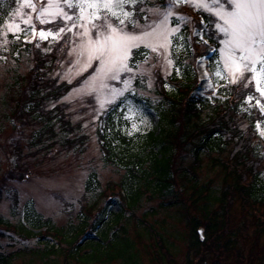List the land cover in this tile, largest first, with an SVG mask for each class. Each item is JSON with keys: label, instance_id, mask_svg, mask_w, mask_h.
<instances>
[{"label": "rangeland", "instance_id": "obj_1", "mask_svg": "<svg viewBox=\"0 0 264 264\" xmlns=\"http://www.w3.org/2000/svg\"><path fill=\"white\" fill-rule=\"evenodd\" d=\"M9 1L0 0V9L3 10L5 7L6 10L5 14L0 12V217L15 224L29 210L31 215H35L41 221L49 220L53 228L65 231L76 227L80 219L84 217L86 231L90 233L89 227L97 220L100 210L106 208L111 213H118L121 209V202L117 197L109 203L107 196L102 193L108 184L120 181L124 174V170L105 160L100 149L98 133L107 127L103 120L105 112L118 106L117 113L111 114V119L118 124L116 117L122 114L126 121L121 132H127L129 136L154 129L157 125V115L147 102L153 103L158 100L155 93L156 82L159 78L163 82L173 73L178 74L176 69L180 68V64L193 66L198 77L196 93L208 99L221 98L226 90L237 84L215 77V64L219 58L218 42H215L217 45L215 54L206 56L199 49V41L203 42L201 37L193 35V21L200 23L202 15L206 17L208 14L203 10H195L188 4H180L174 8V12L184 13L190 17L180 32V35L185 37V41L182 42L179 36H174L173 43L168 48L160 45L159 51H153L152 48L143 44L139 49H133L135 55L130 63L133 71L121 72V80L106 81L110 86L123 88V79L132 77L128 89L113 100L110 97L106 98L103 91L88 87L87 82L95 72L98 62L93 61L92 66L87 68H83V60L74 63L77 55L73 50L71 33H64L60 40H54L52 37L41 39L38 34L31 33L27 37L20 35L19 39H14L13 34L8 33L5 39L3 35L5 21L10 18V13L18 7L19 3V0H12L11 6H8ZM158 6V0H147L148 8ZM145 15L148 19L145 20L143 16L139 18L137 31L142 30L145 24L151 26L153 21L161 19L154 12L146 11ZM51 26L36 21L37 29H46ZM131 27L129 25L130 29ZM63 43L65 48L62 59L57 65H49L47 75L57 83L68 86L58 102L65 106V112L70 116L74 131L69 134L62 133L55 127L57 135L54 138L52 135L47 136L48 139H44L41 144L36 142L34 145L31 137L38 127L16 126L13 129L4 121V114L7 112L6 104L10 101L8 87L14 76H28L35 65L34 54L39 57H51L54 51L64 45ZM181 43H184V47L179 48L178 45ZM169 59L173 61V64L168 63ZM145 60H147L146 63ZM210 82L212 87H208ZM247 95L241 96V99H244V110L253 113V119L257 120L255 130L264 153V113L260 112L255 100L251 102L246 100ZM5 97L8 100L7 103ZM101 99H106L104 107H101ZM52 105L56 103L49 102V108H52ZM129 108L135 110L132 118H128ZM142 120L145 122L141 123ZM133 123L136 124L135 128L132 127ZM65 135L75 141L72 146L61 145L62 137ZM177 161L179 166L184 167L189 165L192 159L189 154L181 152L178 154ZM196 175L200 183H208L214 188L221 184V172L211 168L206 158L202 160ZM92 178H95L92 185L95 182L97 189L92 193H86L87 182L93 180ZM94 201H96V207L87 209V206ZM245 215L242 213L238 200L230 204L226 233L237 235V242L236 249L228 255L213 247L210 242L212 236L208 234H203V237L205 236L209 241L201 249L197 252L190 249L191 231L188 223L190 218L199 217L195 204L187 198V194L175 188L172 194L168 193L163 197L151 198L146 194L134 215L129 217L125 215L122 221L131 223L128 230L132 235L133 224L138 222L139 218L145 219L151 224L156 234L164 239L169 248L170 262L162 263L155 252L158 250L163 253V248H158L157 245L152 247L156 244V237L149 238L148 241L140 239L137 243L140 264H264V239L260 237L257 242L255 241L252 235L254 232L246 225ZM198 222L202 223L200 218ZM202 227L201 225L199 229L202 230ZM2 229L0 228L2 235L0 251L2 252H12L25 247L42 248L46 242V239L39 241L38 238L26 240ZM242 229L245 235H240ZM35 232L38 231L35 230ZM229 235L223 234L220 238L226 239ZM47 239L49 240L50 237L47 236ZM15 264L31 263L29 257L25 256L17 259ZM34 264L40 263L36 261ZM47 264H62V259L50 256Z\"/></svg>", "mask_w": 264, "mask_h": 264}, {"label": "trees", "instance_id": "obj_2", "mask_svg": "<svg viewBox=\"0 0 264 264\" xmlns=\"http://www.w3.org/2000/svg\"><path fill=\"white\" fill-rule=\"evenodd\" d=\"M11 1L8 6H11ZM0 12L5 14V7ZM205 41L206 44L199 41V49L202 54L212 56L214 53L210 49L217 45L207 35ZM63 44L51 57H39L33 52L35 65L28 76H14L8 87L10 101L6 104L4 121L13 129L16 126L38 127L31 137L34 145L36 142L41 144L47 136L54 138L57 135L55 127L62 133L74 131L65 106L58 102L68 86L47 75L49 65H57L61 61ZM179 67L178 74L173 73L163 82L158 79L155 90L158 100L147 102L157 115L154 129L129 136L127 132H121L126 121L122 114L116 117L118 124L111 119L118 106L105 112L103 120L107 127L98 133L100 149L105 160L124 170V174L120 181L108 184L102 193L109 203L114 201V197L119 199L120 212L111 213L106 208L100 210L97 220L89 227L90 233L86 231L84 217L76 227L66 231L53 228L49 220L41 221L29 210L15 224L0 217L2 230L26 240L46 239L42 248L0 251V264H15L17 259L25 256L29 257L31 264L36 261L47 264L50 256L61 257L62 264H140L138 241L155 237L156 244L152 247L163 248V253L156 250L157 258L162 263L170 262L169 248L151 224L139 218L130 235L128 226L131 223L122 220L125 215H134L146 194L151 198L163 197L172 194L173 188L187 194L202 221L200 223L199 218L192 217L188 223L190 249L195 252L209 241L205 236L200 237L198 230L201 225L202 234L212 236L210 242L214 248L225 255L236 249L237 235H229L226 231L229 206L237 200L243 215L246 214V225L254 232L255 241L260 237L264 239V153L255 130L257 120L253 119V113L244 110V99H241L249 93L247 90L238 92L242 85L237 84L221 95L222 100L208 99L196 93L198 77L193 66L180 64ZM49 102L56 105L49 108ZM62 139V146L75 143L66 135ZM181 152L189 154L192 159L184 167L177 161ZM204 158L211 168L221 172V184L216 188L198 180L196 171ZM92 179L87 182L86 193L97 189L95 182L92 185L95 178ZM94 207L96 201L87 209ZM243 231L240 230V235H245ZM223 234L229 236L220 238Z\"/></svg>", "mask_w": 264, "mask_h": 264}, {"label": "snow or ice", "instance_id": "obj_3", "mask_svg": "<svg viewBox=\"0 0 264 264\" xmlns=\"http://www.w3.org/2000/svg\"><path fill=\"white\" fill-rule=\"evenodd\" d=\"M158 3V7L148 8L147 0H19L18 7L5 21L3 35L7 39L8 33H12L14 39H19L20 35L27 37L31 33L41 39L60 40L64 33H71L77 55L74 63L83 60V68H87L93 61L98 62L88 87L115 100L128 89L132 77L123 79V88L110 86L106 81L121 80V72L133 71L130 67L133 49L143 44L159 51L160 45L168 48L174 36L185 41L180 32L190 17L174 12V8L188 4L208 14L202 15L200 23L193 21V35L200 36L205 44V35L218 42L215 77L242 85L237 91L247 90L246 100H255L264 113V0H158ZM146 11L157 13L161 19L137 31L139 18L148 19ZM36 21L52 26L37 29ZM178 47H184V43ZM210 51L215 54L216 48ZM168 63L171 65L173 61L169 59ZM208 87H212L211 82ZM100 102L104 107L106 99ZM128 112V118H132L135 110L129 108Z\"/></svg>", "mask_w": 264, "mask_h": 264}, {"label": "water", "instance_id": "obj_4", "mask_svg": "<svg viewBox=\"0 0 264 264\" xmlns=\"http://www.w3.org/2000/svg\"><path fill=\"white\" fill-rule=\"evenodd\" d=\"M198 233H199L200 237L202 238L203 237L202 230L199 229Z\"/></svg>", "mask_w": 264, "mask_h": 264}]
</instances>
